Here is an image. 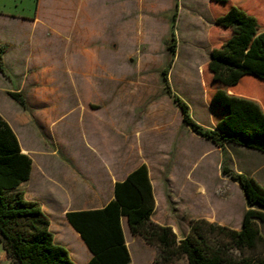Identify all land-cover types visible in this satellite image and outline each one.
I'll list each match as a JSON object with an SVG mask.
<instances>
[{"label": "crops", "instance_id": "0c3cea01", "mask_svg": "<svg viewBox=\"0 0 264 264\" xmlns=\"http://www.w3.org/2000/svg\"><path fill=\"white\" fill-rule=\"evenodd\" d=\"M137 1L114 0L107 12L98 0H38L28 17L0 0V46L5 48L0 57V117L15 135L20 153L31 160L29 177L17 190L26 201L39 204L54 243L68 251L74 264H88L92 254L66 214L102 209L114 200L116 183L141 165L146 166L151 184L150 219L171 227L177 240L186 236L191 222L200 219L235 231L241 227L240 222L232 228L228 216L192 218L185 226L167 221V199L155 188L139 143L135 98L127 100L120 89L115 94L103 89L119 83L105 78L100 66L101 56L109 53L106 45L101 46L105 41H100L106 35L105 18L111 17L115 32L124 30L126 38L136 35ZM231 5L235 0L226 6L207 0L209 23ZM239 7L264 30V0H242ZM205 27L206 32L214 29ZM215 33L230 35L229 31ZM10 93L20 94L26 108ZM257 100L263 102L264 97ZM181 125L187 128L182 117ZM120 227L130 263L151 264L156 250L130 234L125 217L120 218ZM0 264H11L1 244Z\"/></svg>", "mask_w": 264, "mask_h": 264}, {"label": "trees", "instance_id": "16d2710c", "mask_svg": "<svg viewBox=\"0 0 264 264\" xmlns=\"http://www.w3.org/2000/svg\"><path fill=\"white\" fill-rule=\"evenodd\" d=\"M226 6L230 0H209ZM177 2V0H175ZM242 0L211 21L210 33L219 44L209 52L207 71L214 86L209 108L217 118L212 128L196 124L188 106L170 89L168 72L175 54L173 35L176 4L165 41L170 61L160 76L164 91L179 107L182 123L196 136L224 149L242 147L264 154V30L239 7ZM229 31L226 38L216 34ZM5 48L0 46V57ZM0 71L3 72L1 65ZM251 80L252 84L247 81ZM256 84V85H255ZM9 96L26 108L18 93ZM31 160L20 153L18 141L0 117V244L11 264H74L68 251L53 241L49 220L38 203L28 202L17 190L29 177ZM243 194L246 210L238 231L200 219L177 240L169 226L151 221L154 202L148 171L141 165L115 185V198L99 210L69 212L66 218L92 254L88 264H131L120 227L156 250L151 264H264V188L252 178L223 169Z\"/></svg>", "mask_w": 264, "mask_h": 264}, {"label": "rangeland", "instance_id": "374dc122", "mask_svg": "<svg viewBox=\"0 0 264 264\" xmlns=\"http://www.w3.org/2000/svg\"><path fill=\"white\" fill-rule=\"evenodd\" d=\"M37 1L6 0L13 11L28 17L33 16ZM98 1L111 11L114 0ZM194 1L176 2L175 54L167 77L171 91L188 106L192 120L209 129L217 118L209 108L215 88L206 65L211 48L220 40L209 29L205 31L206 24L211 26L206 17L207 0ZM174 3L138 0L137 33L127 38L124 30L115 32L111 17L106 16V35L100 41H105L101 46L106 45L109 53L101 56L100 66L105 78L119 83L103 89L106 94L120 89L127 100L135 98L132 106L138 111L139 143L155 188L167 199V221L185 226L192 218L228 216L230 226L239 227L246 210L244 197L223 169L250 177L264 188V155L233 145L220 149L181 125L180 109L166 95L160 76L170 61L165 41L170 37ZM218 35L223 38L222 33ZM260 231L264 236V224Z\"/></svg>", "mask_w": 264, "mask_h": 264}]
</instances>
